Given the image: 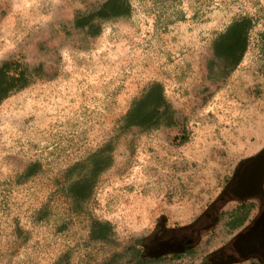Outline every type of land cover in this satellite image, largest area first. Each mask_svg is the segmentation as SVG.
Returning a JSON list of instances; mask_svg holds the SVG:
<instances>
[{
  "label": "rangeland",
  "instance_id": "1",
  "mask_svg": "<svg viewBox=\"0 0 264 264\" xmlns=\"http://www.w3.org/2000/svg\"><path fill=\"white\" fill-rule=\"evenodd\" d=\"M106 1L0 0V67L26 73L0 102V264H220L264 199L206 215L264 149V0H127L76 26ZM244 18L229 65L214 43ZM155 83L163 115L127 125Z\"/></svg>",
  "mask_w": 264,
  "mask_h": 264
},
{
  "label": "trees",
  "instance_id": "2",
  "mask_svg": "<svg viewBox=\"0 0 264 264\" xmlns=\"http://www.w3.org/2000/svg\"><path fill=\"white\" fill-rule=\"evenodd\" d=\"M130 5L127 0H107L100 9L87 16L76 20V26L79 28L90 29L95 27V21L110 20L128 15ZM251 26V20L244 18L234 21L230 27L221 34L214 43V54L216 57L224 60L229 65L236 64L239 56L242 55L248 46V30ZM21 65L17 62L6 61L0 67V102L9 96L12 90L20 88L25 81V72L21 71ZM15 68V70H13ZM18 68L19 70H16ZM165 100L163 90L160 84H153L138 103L127 113L125 122L129 126H147L154 124L156 119L163 115L161 107ZM167 107L166 110H168ZM85 185H78L81 189L78 193L85 194L83 189ZM110 227L102 222H95L94 236L98 240L108 238Z\"/></svg>",
  "mask_w": 264,
  "mask_h": 264
},
{
  "label": "water",
  "instance_id": "3",
  "mask_svg": "<svg viewBox=\"0 0 264 264\" xmlns=\"http://www.w3.org/2000/svg\"><path fill=\"white\" fill-rule=\"evenodd\" d=\"M258 198H264V149L239 165L233 180L213 204L211 213L206 215L209 218L212 217V210L217 211L230 201L242 202ZM242 236L243 234L240 235ZM227 251L228 248H225L216 254L220 258V264L241 262L247 259L245 255L236 259L229 258Z\"/></svg>",
  "mask_w": 264,
  "mask_h": 264
},
{
  "label": "flooded vegetation",
  "instance_id": "4",
  "mask_svg": "<svg viewBox=\"0 0 264 264\" xmlns=\"http://www.w3.org/2000/svg\"><path fill=\"white\" fill-rule=\"evenodd\" d=\"M258 212L247 217L243 215L242 218L236 220L235 217L231 221L236 220L237 226L240 225V231L229 242L227 255L229 258H238L247 256L246 262L250 264H264V254L261 248H264V240L261 237L255 238L254 232L258 227H264V199L258 202ZM243 234L242 237L240 235Z\"/></svg>",
  "mask_w": 264,
  "mask_h": 264
},
{
  "label": "bare ground",
  "instance_id": "5",
  "mask_svg": "<svg viewBox=\"0 0 264 264\" xmlns=\"http://www.w3.org/2000/svg\"><path fill=\"white\" fill-rule=\"evenodd\" d=\"M256 231H257V230H256ZM256 235H257V234H256ZM256 235H255V237H257V238H258V236H259V235H258V236H256Z\"/></svg>",
  "mask_w": 264,
  "mask_h": 264
}]
</instances>
